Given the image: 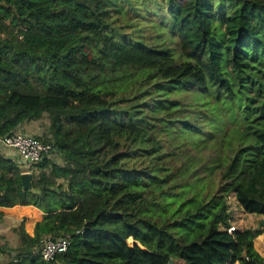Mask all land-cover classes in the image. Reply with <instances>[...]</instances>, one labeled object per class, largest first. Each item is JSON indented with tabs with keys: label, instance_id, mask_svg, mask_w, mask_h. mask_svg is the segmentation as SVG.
<instances>
[{
	"label": "trees",
	"instance_id": "16d2710c",
	"mask_svg": "<svg viewBox=\"0 0 264 264\" xmlns=\"http://www.w3.org/2000/svg\"><path fill=\"white\" fill-rule=\"evenodd\" d=\"M118 1L0 0V137L48 114L50 137H37L63 160L0 149V222L22 219L8 264H264V229L229 231L226 203L235 192L264 216V0H168L180 61L111 33ZM237 94L257 123L236 129L254 142L211 171L216 189L189 191L190 136ZM45 236L72 242L46 261Z\"/></svg>",
	"mask_w": 264,
	"mask_h": 264
},
{
	"label": "rangeland",
	"instance_id": "374dc122",
	"mask_svg": "<svg viewBox=\"0 0 264 264\" xmlns=\"http://www.w3.org/2000/svg\"><path fill=\"white\" fill-rule=\"evenodd\" d=\"M168 0H121L118 1L117 8L119 11H113L110 24L111 33L115 34L118 39L133 44H148L156 48L170 47L177 60H181L180 43L177 34L173 28V19L168 12ZM224 29V27H223ZM220 33L217 35L219 36ZM231 70V66L228 67ZM254 91L251 92V95ZM199 101H203L204 96H197ZM257 98V97H256ZM258 98L254 104L258 102ZM214 103V99L211 101ZM249 103L242 100L241 95L237 94L232 99L222 98L219 103H214V113L209 118H205L204 123H197L201 127V131H196L190 138L195 141L196 149L188 151L189 158L194 160L190 170L197 171L189 175V185L186 189L194 190V192L203 193L209 189H216L218 186V174H212V170L221 164L226 166L236 153L240 145L245 146L253 143L255 139L254 131L251 129L247 133L240 132L236 129L238 124L241 126L248 123H257L256 116H251L248 112ZM32 122V123H30ZM25 122L22 131L34 129L37 133L32 134L42 138L50 137V118L48 114L40 120ZM205 127H202V125ZM250 126V125H249ZM194 131V129H192ZM6 154V153H5ZM10 155L9 153H7ZM11 158V155L9 156ZM53 159L62 162L60 154L52 155ZM181 160H185L186 154H182ZM202 165V166H201ZM179 167V166H178ZM181 168V167H180ZM210 168V169H209ZM23 172L32 171L29 168H23ZM39 170L35 169L38 173ZM34 173V171H32ZM214 173V172H213ZM35 175V174H34ZM181 180V175H180ZM186 193L187 190H184ZM181 196L183 197V187L181 188ZM229 212L232 218V225L237 229L253 228L262 231L264 226V216L256 213L248 212L236 198L235 192H231L226 197ZM176 207V205L174 206ZM18 208H21L18 207ZM22 223V219L17 218L13 213L7 214L4 220L0 222V253L3 255L6 263H9L16 248L22 244L19 230L15 227ZM129 244H133L132 238L128 239ZM255 249L264 257V233L258 235L254 240ZM173 259V257L171 258ZM174 264V261H173Z\"/></svg>",
	"mask_w": 264,
	"mask_h": 264
},
{
	"label": "built area",
	"instance_id": "2783aa9c",
	"mask_svg": "<svg viewBox=\"0 0 264 264\" xmlns=\"http://www.w3.org/2000/svg\"><path fill=\"white\" fill-rule=\"evenodd\" d=\"M0 149H14L18 152L19 159L29 164L38 163L44 157L54 154L55 147L52 143L45 142L34 134L26 133L21 129L0 137ZM236 230L235 225L229 227V231ZM69 236H60L56 239L45 236L41 240V254L46 261L54 260L57 254L64 253L71 245ZM0 264H8L5 262L3 255L0 253ZM236 264H239L237 262Z\"/></svg>",
	"mask_w": 264,
	"mask_h": 264
},
{
	"label": "water",
	"instance_id": "95a60500",
	"mask_svg": "<svg viewBox=\"0 0 264 264\" xmlns=\"http://www.w3.org/2000/svg\"><path fill=\"white\" fill-rule=\"evenodd\" d=\"M21 179L23 183V190H30L34 191V173L32 171H25L21 174ZM262 224H264V221H262ZM170 264H173V259H170Z\"/></svg>",
	"mask_w": 264,
	"mask_h": 264
},
{
	"label": "crops",
	"instance_id": "0c3cea01",
	"mask_svg": "<svg viewBox=\"0 0 264 264\" xmlns=\"http://www.w3.org/2000/svg\"><path fill=\"white\" fill-rule=\"evenodd\" d=\"M30 123H32V122H30ZM25 124V123H24ZM24 124L22 125V127H21V130H23L24 129ZM33 129L32 130H30V134H32L31 132H33V133H37V130L36 129H34V127H32ZM26 132V131H25ZM26 133H29V131H27ZM3 153L7 156V157H9L10 155H11V158H13V159H16V160H20L19 159V155H18V152L16 151V150H14V149H8V150H3ZM7 153H9L10 155H8ZM24 171V170H23Z\"/></svg>",
	"mask_w": 264,
	"mask_h": 264
}]
</instances>
